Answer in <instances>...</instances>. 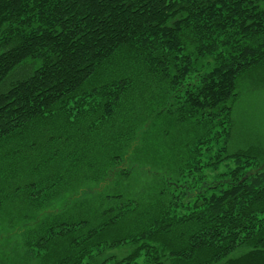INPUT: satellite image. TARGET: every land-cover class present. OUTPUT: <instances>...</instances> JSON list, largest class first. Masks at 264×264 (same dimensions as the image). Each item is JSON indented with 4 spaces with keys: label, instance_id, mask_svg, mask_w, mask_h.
<instances>
[{
    "label": "trees",
    "instance_id": "16d2710c",
    "mask_svg": "<svg viewBox=\"0 0 264 264\" xmlns=\"http://www.w3.org/2000/svg\"><path fill=\"white\" fill-rule=\"evenodd\" d=\"M260 75L264 0H0V264H264Z\"/></svg>",
    "mask_w": 264,
    "mask_h": 264
},
{
    "label": "rangeland",
    "instance_id": "374dc122",
    "mask_svg": "<svg viewBox=\"0 0 264 264\" xmlns=\"http://www.w3.org/2000/svg\"><path fill=\"white\" fill-rule=\"evenodd\" d=\"M233 112L230 150L254 147L264 155V75L244 79Z\"/></svg>",
    "mask_w": 264,
    "mask_h": 264
}]
</instances>
